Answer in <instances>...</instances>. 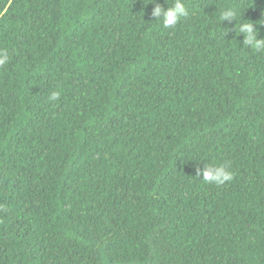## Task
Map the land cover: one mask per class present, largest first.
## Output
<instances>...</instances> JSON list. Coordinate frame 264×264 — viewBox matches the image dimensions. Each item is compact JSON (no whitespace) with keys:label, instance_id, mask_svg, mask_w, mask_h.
Returning a JSON list of instances; mask_svg holds the SVG:
<instances>
[{"label":"trees","instance_id":"1","mask_svg":"<svg viewBox=\"0 0 264 264\" xmlns=\"http://www.w3.org/2000/svg\"><path fill=\"white\" fill-rule=\"evenodd\" d=\"M185 3L0 0V264H264V0Z\"/></svg>","mask_w":264,"mask_h":264},{"label":"clouds","instance_id":"2","mask_svg":"<svg viewBox=\"0 0 264 264\" xmlns=\"http://www.w3.org/2000/svg\"><path fill=\"white\" fill-rule=\"evenodd\" d=\"M167 7L161 6L157 0H151V4L154 5L152 10V17L155 22L160 23L163 28H173L175 27L183 18L188 16V8L185 0H173L171 6L168 5L167 0H165ZM236 12L234 10H226L221 16V22L228 21L236 22ZM258 24L264 26V19L258 21ZM51 27L50 24L46 23L43 25L42 31L46 28ZM235 33L236 36H243V48L251 49L255 53L264 54V38H258L259 30L257 24L251 21L240 23L237 25L235 23ZM19 56L26 58L32 67L27 55V49H20ZM10 61V55L7 49H0V67L7 65ZM60 98L59 92H52L48 97L49 100H58ZM9 111L13 112L11 107L4 101L0 100V112ZM213 155H218L226 159V154L223 151L215 150L211 148ZM196 176L202 177V182L206 184H212L215 186H223L233 179V174L227 170V166L224 164H206L203 169L196 170ZM176 222V221H175ZM174 222H171V224Z\"/></svg>","mask_w":264,"mask_h":264}]
</instances>
